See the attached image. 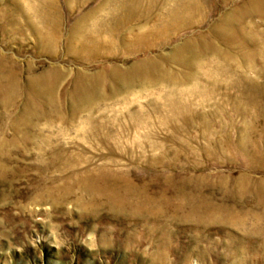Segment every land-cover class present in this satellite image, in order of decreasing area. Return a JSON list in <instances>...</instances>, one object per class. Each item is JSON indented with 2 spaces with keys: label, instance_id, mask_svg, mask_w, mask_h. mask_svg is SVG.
Wrapping results in <instances>:
<instances>
[{
  "label": "rangeland",
  "instance_id": "1",
  "mask_svg": "<svg viewBox=\"0 0 264 264\" xmlns=\"http://www.w3.org/2000/svg\"><path fill=\"white\" fill-rule=\"evenodd\" d=\"M0 264H264V0H0Z\"/></svg>",
  "mask_w": 264,
  "mask_h": 264
}]
</instances>
